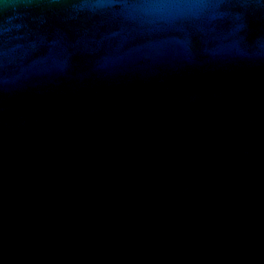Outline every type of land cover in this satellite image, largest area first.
<instances>
[{"label":"water","instance_id":"95a60500","mask_svg":"<svg viewBox=\"0 0 264 264\" xmlns=\"http://www.w3.org/2000/svg\"><path fill=\"white\" fill-rule=\"evenodd\" d=\"M0 264H264V0H0Z\"/></svg>","mask_w":264,"mask_h":264}]
</instances>
